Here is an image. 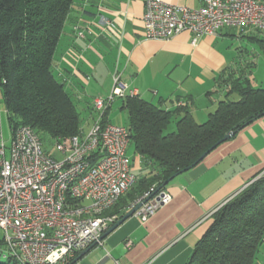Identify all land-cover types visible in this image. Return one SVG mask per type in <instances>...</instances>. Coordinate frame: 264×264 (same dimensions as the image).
<instances>
[{"label":"crops","instance_id":"1","mask_svg":"<svg viewBox=\"0 0 264 264\" xmlns=\"http://www.w3.org/2000/svg\"><path fill=\"white\" fill-rule=\"evenodd\" d=\"M164 1L192 9L204 3ZM144 13L145 0H77L71 10L53 71L78 109V101L86 107V119L82 117L85 132L95 116L93 100L112 92L117 75L140 99L167 111L186 109L198 123H205L227 94L220 77L238 76L236 45L264 37L255 30L226 28L195 45L187 32L168 40H152L145 34ZM77 29L84 32L83 38ZM4 109L6 112L5 105ZM123 112L122 99L115 100L107 111V121L127 127ZM1 113L0 100V129ZM182 115L178 112L173 122ZM2 135L0 132L3 139ZM127 154L137 180L150 172L152 164L146 165L135 150ZM263 170L264 116L174 178L166 187L172 196L170 204L146 221L135 215L128 218L76 264H187L211 225L210 214Z\"/></svg>","mask_w":264,"mask_h":264},{"label":"trees","instance_id":"2","mask_svg":"<svg viewBox=\"0 0 264 264\" xmlns=\"http://www.w3.org/2000/svg\"><path fill=\"white\" fill-rule=\"evenodd\" d=\"M76 1L0 0V96L11 134L21 126L32 128L43 142V137L54 141L81 134V112L53 71L59 41ZM256 40L264 52V38ZM219 82L227 87L226 97L205 123H198L186 109L167 111L138 96L122 99L135 153L152 168L108 214L121 219L151 188L166 189L168 179L199 164L225 135H236L264 116V88L252 87L242 75H222ZM178 112L183 115L176 131L166 134ZM211 218L187 264H257L264 242V177Z\"/></svg>","mask_w":264,"mask_h":264},{"label":"built area","instance_id":"3","mask_svg":"<svg viewBox=\"0 0 264 264\" xmlns=\"http://www.w3.org/2000/svg\"><path fill=\"white\" fill-rule=\"evenodd\" d=\"M143 22L148 39L187 32L195 45L226 28L264 32V0H204L198 9L145 0ZM77 35L83 38L84 32L77 29ZM129 96L138 92L128 91L115 76L112 92L93 100L95 116L88 130L54 140L60 159L45 150L30 127L14 130L9 144L0 139V230L6 248L1 254L6 261L70 264L80 252L103 244L102 236L118 221L108 212L137 181L127 154L131 132L106 118L115 100ZM171 201L167 190L153 187L128 211L142 204L134 215L146 221Z\"/></svg>","mask_w":264,"mask_h":264},{"label":"rangeland","instance_id":"4","mask_svg":"<svg viewBox=\"0 0 264 264\" xmlns=\"http://www.w3.org/2000/svg\"><path fill=\"white\" fill-rule=\"evenodd\" d=\"M264 38V37H263ZM238 46V55H237V66L236 69L239 72L238 75H242L249 79L251 82V86L254 88H264V52L261 49L260 43L255 42L251 43L248 39L245 40V43ZM1 100V107H2V129H0V132H2L3 139L9 144V141L11 139V129L8 123L7 115L4 109V103ZM79 110L81 112V115L83 119H86V115L88 114L86 107L82 105V102L78 101ZM123 120H127V113L123 112ZM176 131V123L172 122L168 129L165 131V133L175 132ZM44 140V148L46 151H48L53 157L56 159H60L61 155L56 150L55 141L50 140L48 137H43ZM1 139V137H0ZM8 146V145H7ZM129 155H132L134 153V147L133 144L130 143L129 149H128ZM264 177V170L259 174L256 180ZM252 184V183H251ZM5 233L3 230H0V252L5 251V245L1 244V242L4 241ZM257 261L260 263L264 262V242L262 243L258 255H257ZM6 262V259L0 254V263Z\"/></svg>","mask_w":264,"mask_h":264},{"label":"water","instance_id":"5","mask_svg":"<svg viewBox=\"0 0 264 264\" xmlns=\"http://www.w3.org/2000/svg\"><path fill=\"white\" fill-rule=\"evenodd\" d=\"M234 136V133H229L225 135V137L217 142L207 153H205L200 160H203L210 152H212L214 149H216L218 146H220L222 143L228 141ZM196 164H193L192 166L180 171L179 173L173 175L170 179H168L165 183V185H168L174 178H176L178 175L183 174L193 168ZM142 207V204L137 205L133 209L129 210L121 219H119L112 227H110L102 236L101 240H103L107 235H109L111 232H113L117 227H119L124 221H126L128 218L134 216L136 211ZM96 245H92L88 249L82 251L79 253V255L70 263V264H76L83 256H85L87 253L91 251Z\"/></svg>","mask_w":264,"mask_h":264},{"label":"bare ground","instance_id":"6","mask_svg":"<svg viewBox=\"0 0 264 264\" xmlns=\"http://www.w3.org/2000/svg\"><path fill=\"white\" fill-rule=\"evenodd\" d=\"M164 190H166V189H164Z\"/></svg>","mask_w":264,"mask_h":264}]
</instances>
